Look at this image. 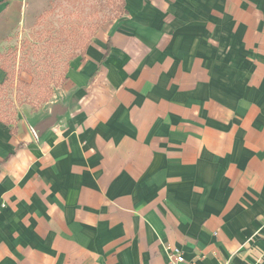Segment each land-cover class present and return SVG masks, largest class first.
Segmentation results:
<instances>
[{"label":"crops","instance_id":"crops-1","mask_svg":"<svg viewBox=\"0 0 264 264\" xmlns=\"http://www.w3.org/2000/svg\"><path fill=\"white\" fill-rule=\"evenodd\" d=\"M27 9L0 0V52ZM125 11L0 119V264H264V0Z\"/></svg>","mask_w":264,"mask_h":264},{"label":"rangeland","instance_id":"rangeland-1","mask_svg":"<svg viewBox=\"0 0 264 264\" xmlns=\"http://www.w3.org/2000/svg\"><path fill=\"white\" fill-rule=\"evenodd\" d=\"M26 2V22L14 32L0 52V62L8 65L12 75L10 82L14 86L20 78L28 83L33 81L36 87L42 83L54 96L55 91L63 85L61 80L69 53L78 42L86 39L87 34L92 33L95 26L103 23L96 36L102 27L114 21H107V18L117 15L114 8L120 4V0ZM7 100H12V110L15 112L17 108L25 105L18 101L15 87Z\"/></svg>","mask_w":264,"mask_h":264},{"label":"trees","instance_id":"trees-1","mask_svg":"<svg viewBox=\"0 0 264 264\" xmlns=\"http://www.w3.org/2000/svg\"><path fill=\"white\" fill-rule=\"evenodd\" d=\"M114 9H116L117 15L113 18H107V21L119 19L125 15V0H120V4L116 5ZM101 25H103V23ZM101 25L98 24L97 26H95V28L92 30V33H90L89 35L87 34L86 39L78 42L77 45H75V47L73 48V51L69 53L68 60L66 61L64 67V74L61 80L62 84H64L66 81V74L69 70L70 62L74 58L85 54V50L90 45L93 37L95 36L97 30L101 27ZM1 58L2 56L0 55V59ZM0 69H2L7 74V79L2 84H0V119L6 124L11 123L16 116L15 111L12 110V100H7L9 95H11V93L13 94L14 87L15 94L18 97V101L23 102L22 104H29L34 109L42 104L49 102L50 98H52V91L46 89V87L42 83L38 87H36L33 85V81L28 83L20 78L16 82V86H14V83L10 82L12 80V75L8 65L0 62ZM27 72H30V69H27ZM21 99H23V101H21Z\"/></svg>","mask_w":264,"mask_h":264},{"label":"built area","instance_id":"built-area-1","mask_svg":"<svg viewBox=\"0 0 264 264\" xmlns=\"http://www.w3.org/2000/svg\"><path fill=\"white\" fill-rule=\"evenodd\" d=\"M167 259V264H199L196 261L187 260L184 253L178 248H168ZM223 264H229V262Z\"/></svg>","mask_w":264,"mask_h":264},{"label":"water","instance_id":"water-1","mask_svg":"<svg viewBox=\"0 0 264 264\" xmlns=\"http://www.w3.org/2000/svg\"><path fill=\"white\" fill-rule=\"evenodd\" d=\"M36 134V133H35ZM37 135V134H36Z\"/></svg>","mask_w":264,"mask_h":264}]
</instances>
